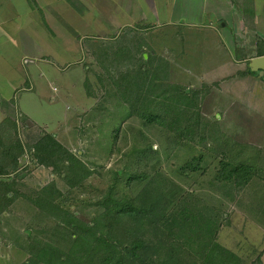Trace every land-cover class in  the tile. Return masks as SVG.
Instances as JSON below:
<instances>
[{
	"label": "trees",
	"instance_id": "trees-1",
	"mask_svg": "<svg viewBox=\"0 0 264 264\" xmlns=\"http://www.w3.org/2000/svg\"><path fill=\"white\" fill-rule=\"evenodd\" d=\"M138 40L132 36L125 45L136 65L119 62L118 71H106L107 77L102 72L98 79L107 78L113 89L109 95L128 106L143 127L159 130L162 149L153 148V141L138 128L122 153L123 167L108 171L105 188L91 185L88 179L100 172L54 133L44 131L25 144L15 121L6 117L0 122V215L20 198L36 218L42 217L34 221L36 229L30 226L35 230L26 235L28 256L20 264L246 263L241 249L227 248L219 233L229 221L228 202L240 203L246 189L264 184V155L250 143L230 141L220 124L204 114V101L218 81L199 87L171 81L169 60L155 52L145 57ZM118 53L113 50L114 57ZM246 73H252L248 66L240 75ZM119 130H113V139ZM183 145L195 153L170 175L161 168V151L169 158ZM25 156L49 169L52 180L40 188L22 180ZM189 182L203 188H187ZM85 194L90 196L82 198ZM263 198L258 197L259 206ZM69 201L90 209V221L75 215ZM247 264L261 262L250 258Z\"/></svg>",
	"mask_w": 264,
	"mask_h": 264
},
{
	"label": "rangeland",
	"instance_id": "rangeland-1",
	"mask_svg": "<svg viewBox=\"0 0 264 264\" xmlns=\"http://www.w3.org/2000/svg\"><path fill=\"white\" fill-rule=\"evenodd\" d=\"M44 1L1 0L0 14L9 17L14 12L6 28L12 30L19 22L23 25L20 27L21 36L26 40L40 43L42 38L37 39V35H34L41 36L44 32L49 40L52 31L43 19ZM116 1L98 0L103 5L97 4L93 9L88 7V10L94 22L98 10L104 11L110 17V22L111 19L115 20L114 28L118 30L103 35L94 33L89 25V15L82 18L83 21L78 17L77 24L81 23L88 28L80 34L81 38L75 47L77 49H70L72 54L67 51V46L54 41L47 48L48 56L39 59L27 56L26 60H20L17 59L16 41L11 35L6 36L13 46L1 57L8 62L7 67L11 66V77L17 74L9 82H15V91L18 89L11 96L0 95V99L10 108L9 118L17 123L19 138L25 144H31L44 131L54 133L65 146L100 172L88 179L96 188L108 185L110 169L123 167L122 153L134 142L133 133L138 128H142L153 141V148L161 150L159 130L143 127L135 116L129 114L128 106L109 95L113 89L106 82L107 78L98 79L102 72L107 77L105 73L118 71L119 62L136 65L137 61L134 62L132 56L126 55L131 49L125 48V45L130 43V37L137 36L139 40L136 43L147 51L145 57L155 52L169 60L171 81L185 82L189 87L218 81L219 85L213 87L204 101V114L220 124L230 141L250 143L259 147L264 155V76L231 79L230 76L237 69L246 70L247 65L233 61V42L229 39L233 33L228 26L222 28V25H218L216 19H220L219 15L215 12L212 13L214 15H200L199 0H189L195 8L191 15L186 16L181 14V4L187 0H170L173 1L172 9L159 4L156 11L153 0H126L127 4L122 2L119 8ZM57 2L59 0L56 4H60ZM139 6L145 14L137 10ZM223 10L225 19L234 12L228 10V7ZM37 12H40L39 17ZM32 20L34 23L30 26ZM118 23H124L125 26H118ZM78 27L81 28L79 31H83L81 26ZM115 49L119 52L118 58L114 57ZM5 80H1L3 84ZM2 88L6 93L10 92L7 85ZM89 92L92 94L88 95ZM117 127H120L118 137L113 139V130ZM193 153L194 150L188 145L178 148L169 158L161 151V168L174 175L177 166ZM21 162L27 164V167L22 165L20 176L30 186L40 188L52 180L49 169L35 166L27 156ZM175 178L179 179L178 175ZM55 180L63 191L66 190L67 186L61 179L55 177ZM185 185L190 189L203 188L191 182ZM254 187L252 185L245 190L244 199L240 203L228 202L226 211L229 213V221L222 225L219 237L227 248L233 251L241 249L238 253H244L245 264L250 258L264 264V200L262 206L257 203L259 196L264 197V184L261 188ZM88 196L81 195L82 198ZM70 203L75 215L86 222L90 221V209L76 201ZM30 208L25 200L16 198L9 209L0 215V264H20L27 258L26 235L36 229L34 221L41 222L42 219L36 218L34 209ZM45 234L43 232L41 236Z\"/></svg>",
	"mask_w": 264,
	"mask_h": 264
},
{
	"label": "crops",
	"instance_id": "crops-1",
	"mask_svg": "<svg viewBox=\"0 0 264 264\" xmlns=\"http://www.w3.org/2000/svg\"><path fill=\"white\" fill-rule=\"evenodd\" d=\"M1 1V0H0ZM57 0H46L43 2V10L42 15L45 24L48 26V28L52 31L51 32V38L48 40L47 33L44 32L43 35L38 36V34H35L34 36L38 38H42V42L36 43L31 42L30 39H25L23 36H21L22 32L21 26L19 22L16 24V26L12 29L13 26H11V29H7L6 26L8 25L9 20L11 21L12 13L9 17L4 16L6 14H0V95L4 96L5 94L11 96V94H14L16 84L12 81L9 82V79H13L17 74L13 75L11 77L10 71L12 69L11 66L7 64L8 62L6 59L2 58L1 56H5V54L8 52L9 48L13 45L9 42V39L6 36L11 35L12 38L17 43V59L20 58V60L24 59L26 60L27 56L39 59L44 58L47 54V48L51 47L54 43V41L60 43V45L67 46L70 54L73 52L70 50L74 47V50L78 44V40H80L81 36L80 34L86 32L84 30H87V26L77 24V18L80 17L82 20L86 18L87 15H89V18L91 21H89V25L91 27V30H93L94 33L98 34H106L109 31L116 32L118 29L114 28L115 24L113 23L115 20L111 19L112 22H110V17H108L102 10H98L97 14L98 17L96 18V22H94V19L91 18V12L88 10V7L93 9L95 6H98V0H59L60 4H56ZM103 1V0H102ZM136 1V0H134ZM207 1H209L207 3ZM117 6H122V2H125V5L127 4L126 0H117L116 1ZM154 4L153 6H159V4L164 5L166 9H172L173 1L169 2L167 0H153ZM159 2V3H158ZM64 6H62V5ZM118 6V8H119ZM228 7V10L231 9L234 12L230 13V16L228 19H225L224 17V8ZM29 9V6H27ZM181 14L187 15L191 12H194V4L189 2L183 1L181 4ZM137 10H141V7L137 8ZM157 10V7L155 8V11ZM169 11V10H168ZM198 11L200 15H206V14H212L215 12V14L219 15V20H217L218 25H222V28H226L227 26L231 29L232 35L230 36V40L233 42V61L237 63L246 64L252 73H246L245 75H240V72L245 71V69H237L235 74L231 75V79L234 78H248L251 75L255 76H264V71L262 74H260V69L252 70L250 66V62L253 58L264 56V0H199L198 5ZM210 12V13H208ZM90 13V14H89ZM126 13V12H125ZM141 13H144L143 11ZM173 13H176L174 11ZM39 17L40 12L36 13ZM128 14V13H126ZM145 14V13H144ZM199 15V14H198ZM214 15V14H212ZM4 16V17H3ZM83 21V20H82ZM105 22L107 24H105ZM222 22V24H221ZM230 22V24H227ZM34 21H30V26L33 24ZM25 25V26H29ZM122 24V25H121ZM43 25V24H42ZM81 26L83 31L81 30ZM118 26H125L124 23H118ZM38 26V23L36 24ZM44 27V25H43ZM35 30V27L32 28ZM217 29V28H216ZM43 30V29H42ZM36 31V30H35ZM88 33V32H87ZM43 38L45 40H43ZM34 39H36L34 37ZM46 39L48 42V45L46 44ZM38 41V40H37ZM39 42V41H38ZM62 43V44H61ZM19 48V49H18ZM16 52V51H15ZM53 52V51H52ZM59 56V54H58ZM60 57V56H59ZM11 61V60H9ZM12 62V61H11ZM13 63V62H12ZM246 66V68H247ZM2 79H7L4 82H2ZM3 85H7L10 88V92L6 93L4 89L2 88ZM245 94V92H242ZM4 94V95H3ZM2 107H0V122L6 118L9 117L8 111L10 108H8L5 103H2ZM248 107V106H247Z\"/></svg>",
	"mask_w": 264,
	"mask_h": 264
},
{
	"label": "water",
	"instance_id": "water-1",
	"mask_svg": "<svg viewBox=\"0 0 264 264\" xmlns=\"http://www.w3.org/2000/svg\"><path fill=\"white\" fill-rule=\"evenodd\" d=\"M250 66L252 70L260 69V74H262L264 71V56L253 58L250 62Z\"/></svg>",
	"mask_w": 264,
	"mask_h": 264
}]
</instances>
